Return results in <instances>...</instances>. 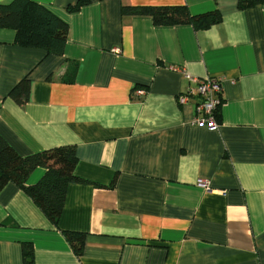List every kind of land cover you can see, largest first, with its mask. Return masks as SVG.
I'll return each mask as SVG.
<instances>
[{"label":"crops","instance_id":"0c3cea01","mask_svg":"<svg viewBox=\"0 0 264 264\" xmlns=\"http://www.w3.org/2000/svg\"><path fill=\"white\" fill-rule=\"evenodd\" d=\"M33 1L68 24V36L56 54L0 27V135L21 155L74 145V173L88 182L68 185L57 224L8 182L0 264H24L26 242L33 264H264V3L89 0L68 11L77 0ZM177 4L193 15L217 9L221 20L196 30L121 12ZM25 77L20 105L9 93ZM205 77L222 79L213 128L193 123L197 95L178 101ZM65 230L85 234L80 255Z\"/></svg>","mask_w":264,"mask_h":264},{"label":"trees","instance_id":"16d2710c","mask_svg":"<svg viewBox=\"0 0 264 264\" xmlns=\"http://www.w3.org/2000/svg\"><path fill=\"white\" fill-rule=\"evenodd\" d=\"M89 0H77L68 5V11H77ZM264 0H237L239 10L263 4ZM124 15L150 16L154 25L191 24L194 29H205L218 23L221 14L217 9L191 14L185 4L177 5H124ZM0 27L15 30L17 43L28 47L43 48L47 52L61 54L68 36V24L44 5L33 0H10L0 3ZM76 62L66 71L64 82H72L76 72ZM30 82L21 79L10 91L9 95L20 105L29 99ZM220 102L215 109L216 121L220 122ZM77 162L76 149L72 144L49 147L28 155L19 154L0 135V190L13 182L26 192L38 205L42 212L54 223L62 213L66 190L70 183H85V179L75 173ZM42 166L45 168L41 178L32 184L26 180L32 171ZM112 180L110 186L113 185ZM74 253L80 255L84 245L85 234L80 231H63ZM24 264H33V247L31 243L22 244Z\"/></svg>","mask_w":264,"mask_h":264},{"label":"built area","instance_id":"2783aa9c","mask_svg":"<svg viewBox=\"0 0 264 264\" xmlns=\"http://www.w3.org/2000/svg\"><path fill=\"white\" fill-rule=\"evenodd\" d=\"M187 77L191 78L189 75ZM193 80L196 81L194 90L180 94L178 101L183 104L188 101L190 94L197 95L198 101L194 105L193 123L210 128L216 127L218 122L216 121L214 111L220 102L222 79L220 77H205ZM136 94L137 96H141L144 94V91L139 89ZM200 183L204 185L206 182L200 181Z\"/></svg>","mask_w":264,"mask_h":264}]
</instances>
